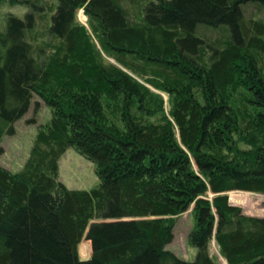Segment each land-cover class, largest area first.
<instances>
[{"label": "trees", "instance_id": "trees-1", "mask_svg": "<svg viewBox=\"0 0 264 264\" xmlns=\"http://www.w3.org/2000/svg\"><path fill=\"white\" fill-rule=\"evenodd\" d=\"M2 4L29 10L0 28V157L35 95L53 115L19 172L0 162V264H223L213 239L227 264H264V217L228 195L264 193V0ZM70 148L98 187L59 179ZM192 205L187 261L167 245Z\"/></svg>", "mask_w": 264, "mask_h": 264}, {"label": "rangeland", "instance_id": "rangeland-1", "mask_svg": "<svg viewBox=\"0 0 264 264\" xmlns=\"http://www.w3.org/2000/svg\"><path fill=\"white\" fill-rule=\"evenodd\" d=\"M26 10L29 9L19 6L12 7L7 4L0 5V28L6 26V19L9 13L23 16ZM77 21L89 29L93 40L101 48L98 39L95 38L92 32L89 17L86 15L84 8L77 12ZM42 38L39 36L40 40ZM107 58L109 59V57ZM111 60L115 62L113 59ZM134 76L143 81L140 77ZM158 93L164 97L165 108L169 112L171 110L169 94L161 91H158ZM52 115V109L45 104L40 96L35 95L29 112L15 124V134L7 135L3 139L4 153L0 157V162L5 168L14 173L19 172L23 168L33 147L38 130L42 125L50 122ZM59 166V179L69 189L91 190L100 185L96 164L75 148H70L66 151L60 159ZM228 195L231 204L240 207L246 216L264 217V193L235 190L229 192ZM208 196L213 198L214 195L209 193ZM194 208L195 206L192 205L185 213L173 217L171 222L173 224L174 237L172 242L167 245V249L187 261H194L198 253V249L191 245L189 239L196 223ZM210 252L219 262L227 264L215 239L211 242ZM79 253L80 257L85 260L92 255L91 241L86 237L79 245Z\"/></svg>", "mask_w": 264, "mask_h": 264}, {"label": "bare ground", "instance_id": "bare-ground-1", "mask_svg": "<svg viewBox=\"0 0 264 264\" xmlns=\"http://www.w3.org/2000/svg\"><path fill=\"white\" fill-rule=\"evenodd\" d=\"M242 195V194H241ZM243 196V195H242ZM243 199V198H242ZM240 201V200H239ZM89 252V251H88ZM86 258V257H85ZM88 258V257H87Z\"/></svg>", "mask_w": 264, "mask_h": 264}, {"label": "water", "instance_id": "water-1", "mask_svg": "<svg viewBox=\"0 0 264 264\" xmlns=\"http://www.w3.org/2000/svg\"><path fill=\"white\" fill-rule=\"evenodd\" d=\"M88 259H90V258H87L86 260H88ZM82 260H84V259H82Z\"/></svg>", "mask_w": 264, "mask_h": 264}]
</instances>
